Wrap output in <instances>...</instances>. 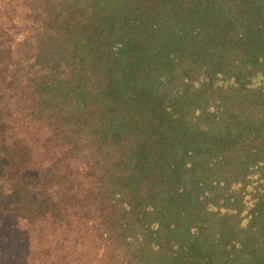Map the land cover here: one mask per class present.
Segmentation results:
<instances>
[{
  "label": "trees",
  "instance_id": "1",
  "mask_svg": "<svg viewBox=\"0 0 264 264\" xmlns=\"http://www.w3.org/2000/svg\"><path fill=\"white\" fill-rule=\"evenodd\" d=\"M0 264H264V0H0Z\"/></svg>",
  "mask_w": 264,
  "mask_h": 264
},
{
  "label": "rangeland",
  "instance_id": "2",
  "mask_svg": "<svg viewBox=\"0 0 264 264\" xmlns=\"http://www.w3.org/2000/svg\"><path fill=\"white\" fill-rule=\"evenodd\" d=\"M235 164H236L235 162H232V164L229 166L231 172L233 171L234 168H236L235 167L236 166ZM235 180H237V179H235ZM247 183H249V181H247L245 183H242L241 182L238 185L239 186L240 193L243 195V199L250 198V197L254 196V194H255V189L252 187L251 184H247ZM222 186H223V184H222Z\"/></svg>",
  "mask_w": 264,
  "mask_h": 264
}]
</instances>
